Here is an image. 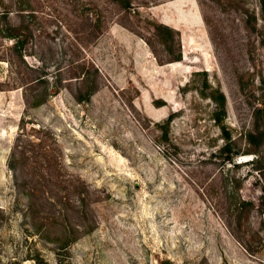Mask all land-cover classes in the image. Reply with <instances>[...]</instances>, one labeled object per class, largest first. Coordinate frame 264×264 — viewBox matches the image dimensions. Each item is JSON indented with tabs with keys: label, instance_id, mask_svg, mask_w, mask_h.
<instances>
[{
	"label": "rangeland",
	"instance_id": "obj_1",
	"mask_svg": "<svg viewBox=\"0 0 264 264\" xmlns=\"http://www.w3.org/2000/svg\"><path fill=\"white\" fill-rule=\"evenodd\" d=\"M131 3L0 0V264H264V144L244 140L264 101L257 0ZM41 73L56 92L28 83ZM213 89L235 164L215 156Z\"/></svg>",
	"mask_w": 264,
	"mask_h": 264
},
{
	"label": "trees",
	"instance_id": "obj_2",
	"mask_svg": "<svg viewBox=\"0 0 264 264\" xmlns=\"http://www.w3.org/2000/svg\"><path fill=\"white\" fill-rule=\"evenodd\" d=\"M113 3L117 4L119 7L124 8V9H130L131 8V0H111ZM258 3V8H259V12L260 15L262 17V19H264V0H257ZM154 31L155 33L159 36L160 40L165 43L166 42V36L168 39H170V29L162 24H154L153 25ZM6 37H8L9 39L13 40V43L11 45L12 49H19L23 46V40L20 39L18 32L16 31L15 27H8V31L5 33ZM177 57H174V59L172 60H177ZM79 76V75H77ZM80 77V83H82L84 85V83L86 82V76L83 74ZM48 79L44 76V74H40L37 75L35 77H33L32 79L29 80V84L34 83L37 86L41 87V92L43 90V93L45 92L46 94V90L48 88V86L51 84L49 83V81H47ZM85 87V85H84ZM49 91L47 93H54L56 92V86L54 87H49ZM91 89H82V93H84L85 98L88 97V94L91 92ZM81 91L79 92V97L82 96ZM78 97V99H79ZM211 99L215 102V107L213 109V114H212V118L215 122V124L218 126V130L220 133V137L222 139V143L219 145V147L216 149L215 152V156L218 159H221V161H223L222 163H230V164H235L234 158L233 156H235V152L232 151L233 148V141L230 140V136L228 131L225 129V127L223 126L222 122H221V114L224 113V96L223 93L219 90V89H213V91L210 94ZM37 100L34 101V104H37ZM261 104H263V106H254L253 110H252V121H251V126L245 131L244 133V140L247 143L248 147L246 148L245 153H253L256 154L259 146L264 144V125H262V123L260 124V122H258L259 117L261 114H264V101L260 102ZM261 112V113H260ZM170 122V116L164 121L163 125H162V130H161V134L159 136V140H166V134H167V128ZM23 120H21L20 124H19V133H21V131H25L24 126L22 125ZM44 128L38 126L36 128L34 127H29L28 130L25 131V133L27 135L33 134V133H39L40 131H43ZM20 135V134H19ZM38 142L42 143V139L40 137V139L38 140ZM37 142V143H38ZM39 144V143H38ZM39 144V145H41ZM42 148H44V146L41 145ZM21 149H19L20 151ZM18 152L17 150V145H15L14 147H12V151L10 154V158L7 161V165L10 169H12L13 171L16 170V167L14 165V157L16 156V153ZM30 198L33 200L35 199V195H34V190L30 189V191L28 192ZM250 203L245 202L244 200H240L239 203H237L236 205L232 206V208L230 209V215L231 217H233V220L235 223L239 222L242 211L244 209L247 210V206H249Z\"/></svg>",
	"mask_w": 264,
	"mask_h": 264
}]
</instances>
